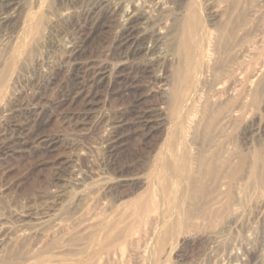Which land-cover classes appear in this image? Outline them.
Returning a JSON list of instances; mask_svg holds the SVG:
<instances>
[{
	"label": "rangeland",
	"instance_id": "rangeland-1",
	"mask_svg": "<svg viewBox=\"0 0 264 264\" xmlns=\"http://www.w3.org/2000/svg\"><path fill=\"white\" fill-rule=\"evenodd\" d=\"M164 3L0 0V264H264V76L242 100L174 79L169 41L185 12L206 33L231 9L259 39L264 0ZM193 101L224 114L190 129Z\"/></svg>",
	"mask_w": 264,
	"mask_h": 264
},
{
	"label": "bare ground",
	"instance_id": "bare-ground-1",
	"mask_svg": "<svg viewBox=\"0 0 264 264\" xmlns=\"http://www.w3.org/2000/svg\"><path fill=\"white\" fill-rule=\"evenodd\" d=\"M164 1L165 0H159V2H161L162 4L165 5ZM234 2L235 1H233V3ZM134 3H136V2H134ZM168 4H169V2H168ZM193 7L194 6L192 5L191 8H193ZM165 8H167V7H165ZM194 8H196V6ZM168 9H169V7H168ZM231 11L232 12L228 16V20L225 22V24H224V26L222 28H220L219 30L217 29L216 31L211 30V31L206 32V33H199V30L197 29V24H198V21H197L198 16H197V13H196L197 11L189 10V12L188 11L185 12L186 14L183 15L182 19L180 18V21H179L180 24L176 28L175 32L170 34V40H169L170 41V44L172 46V52H171L172 55L171 56H173V58H175L178 61L179 66L181 68V69L180 68H177L178 69V71L176 72L177 74L176 75L174 74L172 76L174 79L175 78H177V79L181 78V76H183L182 75V73H183L182 71L184 69H186V70L189 71L188 72V75L191 76V78L192 77L194 78V77L198 76V77H200L199 80H201V79L203 80L205 78L211 77L210 80H214V82H215L214 83L215 88L217 90H220V91L222 89H225L226 88V84L229 82V80H233L232 81L233 82L232 83L233 85L230 88L232 90V92L231 91L228 92V94H231L233 96H235L239 92L240 89H238V86H242L244 88V92L241 90L243 93H240L239 92L240 93L239 95L246 94L245 91L247 93L253 95V93H256L257 92L259 85H260V88L262 87L261 84L263 82L260 83V81L262 80V78L264 76V35L261 38H259V39L256 38L257 40L256 39L255 40L252 39L248 35V31L250 32L249 28H252L253 23L250 20H248L247 18H244V16L246 14L243 16V15H239L240 14L239 11H238L239 14H236L237 12L235 10H233V9H231ZM132 15H131V17H132ZM2 17H4V16H2ZM260 21H261V19H260ZM130 22H131V20L129 21V23ZM141 23H143V22H141ZM135 26H137V24ZM141 27H143V26L141 25ZM262 28H263V26H262ZM133 29H134V27H133ZM138 29H137V31H138ZM148 31L149 30H147L146 32L148 33ZM253 31H255V30H253ZM145 33H143V34H145ZM168 36L169 35L167 33L164 34L163 32H157L156 33V44H153V46L150 47V45L147 46V43L148 42L145 43L146 41L145 42L143 41V42L140 43L142 45V47H140V48H142L144 50H147V52H149L150 50H152V48L157 47L156 46L157 43L159 44L164 39H167ZM129 38H127V39H129ZM142 38H143V36H142ZM150 38H152V36ZM134 39H136V38L134 37ZM137 41H139V40H137ZM139 50H137V51H139ZM154 62H156V61H154ZM178 63H177V65H178ZM177 65H176V67H177ZM205 80H207V79H205ZM229 85H227V86H229ZM229 87L227 89L228 91H229ZM222 92H224V91H222ZM258 93H260V92H258ZM219 94L216 93L215 96L218 95V98H220L222 95L220 94L221 96L219 97ZM248 95H246V96H248ZM244 96L245 95H243V97H239V98L237 96L236 97L238 99L241 98V100H242V98H245L246 97V96L245 97ZM212 99H214L213 100V104L216 105V103H217L216 98H212ZM248 100H250V99L248 98ZM206 101H207V99H206ZM243 101H244V99H243ZM193 103H194V105H192L191 112L189 113V128L190 129L195 130L197 128V126L201 123L202 120H204L203 122L206 121L205 123H206V125H208L210 122L213 121V119H214L213 116H215L216 114L220 113L219 112V109H218V112L216 110L217 113L215 114V112H214V114H215L214 115L213 114V109L210 110V108H209L210 105H209V103H207L209 105L207 108H209V110L211 111V114L208 115V118H207V115L204 116L205 111L202 109V111L204 113L202 112V114H201V110H199L197 108L198 106H196L197 103L195 104L194 101H193ZM211 103H212V101H211ZM221 103H223V102H221ZM238 103H240V102H237L236 104L237 105H240L241 104L243 106L245 105V104H242V103H240V104H238ZM251 103L253 104V100L251 101ZM251 103H248V104H251ZM200 104H201V102H200ZM202 104H203V102H202ZM204 104H203V106H204ZM219 106H222V105L219 104ZM243 106L240 107V108L243 109ZM210 107H212V106H210ZM223 107H224V105H223ZM227 107H228V104H227ZM229 107H231V106L229 105ZM248 107H249V105L247 106L246 109H249L250 108V107L249 108ZM200 108H202V107H200ZM207 108L205 107L206 110H207ZM230 109H228V110H230ZM225 111H227L226 108H225ZM247 111L248 112H252V111H249V110H247ZM237 112H238V110L235 109V107L232 110L226 112V114L220 120L219 124L220 125H223V124H225V122L228 123V121H230V120L232 121L233 118H235V119L238 120L239 117L237 115H239V114ZM241 112H243V111L240 110V113ZM222 113H220V115ZM248 114H250V113H248ZM220 115H218V116H220ZM242 116H241V118H242ZM246 116L244 115V117H246ZM251 116H254V114L253 115L251 114ZM236 117H238V118H236ZM220 125L219 126L215 125V126H217V127H219L221 129ZM227 125L229 127L231 126V125H229V123ZM217 127H215V131H216ZM223 127H225V126H222V128ZM207 128H209V127H207ZM231 128L232 127H230V129ZM219 131H222V133H223L224 130H219ZM226 132H227V130H226ZM225 151L227 152V150H225ZM229 151H230V149H229ZM219 152L220 151H218L217 153H219ZM226 152H225V154H226ZM214 153H216V152H214ZM221 153H219V154L221 155ZM230 153H231V151H230ZM219 154H218V156H219ZM222 154H224V153H222ZM212 155H211L210 158L208 157V161H206V162H208L207 165H206V168L205 169L203 168L204 170H202V171L199 170L198 168H196V170L192 171V168H191L192 165H191L190 159H189V177H190L191 184H194L197 181L196 177L200 173L201 174H204V175H211L212 176V174H214L215 171L217 170L216 164L220 160V158H221L220 161L229 162V161H226V160H222L223 159V157H222L223 155L219 158V160H218V156L217 157L215 156L217 154H214V156H212ZM228 155H230V154H228ZM227 156L225 158V155H224V158L228 160ZM199 163H201V162H199ZM192 164H193V162H192ZM203 164H204V162H203ZM185 168L186 167L183 168L184 169V173L187 170V168L186 169ZM251 172H252L251 173V177H255V175H257L256 174L257 171H255V169H253ZM221 182H223V181H221ZM230 189H232V188H230Z\"/></svg>",
	"mask_w": 264,
	"mask_h": 264
}]
</instances>
